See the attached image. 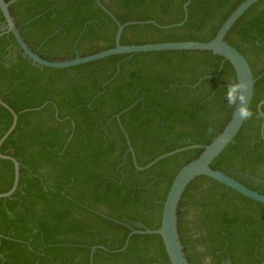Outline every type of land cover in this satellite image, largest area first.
<instances>
[{
	"label": "trees",
	"instance_id": "1",
	"mask_svg": "<svg viewBox=\"0 0 264 264\" xmlns=\"http://www.w3.org/2000/svg\"><path fill=\"white\" fill-rule=\"evenodd\" d=\"M10 1V0H6ZM245 0H100L124 29L122 45L209 42ZM10 11L34 52L66 61L115 47L117 23L97 0H19ZM5 19L0 11V35ZM225 40L257 79L244 125L213 161L264 194V0L253 4ZM230 62L208 51L115 55L54 69L24 57L12 33L0 36V98L18 116L1 153L20 164L19 185L0 199V264H171L161 236L163 204L178 172L198 158L191 149L138 171L120 122L144 167L165 153L208 145L235 104ZM264 113V104L261 106ZM13 122L0 104V139ZM14 163L0 158V193ZM178 231L190 264H264V204L206 176L186 189ZM93 249H95L93 251ZM208 259V261H207Z\"/></svg>",
	"mask_w": 264,
	"mask_h": 264
},
{
	"label": "water",
	"instance_id": "2",
	"mask_svg": "<svg viewBox=\"0 0 264 264\" xmlns=\"http://www.w3.org/2000/svg\"><path fill=\"white\" fill-rule=\"evenodd\" d=\"M19 0H0V11L5 19V26L3 27V33H12L17 44L22 50V54L24 57L28 58L32 63L37 64L40 67L54 68V69H65L70 68L86 63H90L93 61H97L100 59L108 58L110 56L115 55H125V54H138V53H146V52H162V51H208L212 52L214 55L223 57L224 60L230 62L233 66L237 82L243 85V94L246 97V103L242 106L246 110L247 114L250 109V105L254 95V87L256 78L254 77L252 68L248 63L247 59L233 46H231L226 40V36L234 24L243 16V14L256 2L259 0H245L242 2L226 19V21L222 24L220 29L218 30L214 39L209 42H198V41H181V42H165V43H155V44H144V45H122L120 43L122 33L124 29L128 26L135 24H144V23H153L159 26L157 23L153 21L149 22H128L125 24L119 23L115 17L109 12L107 8H105L100 0H97L98 5L108 13L117 23V32L115 35V47L111 49H107L92 55L84 56V57H76L71 60L66 61H49L42 58L36 52L32 50V48L27 44L25 39L23 38L20 29L18 28L15 18L13 17L10 7L15 4ZM191 0H187V2L183 6L184 10V19L181 23L173 24L170 26H159L160 28L168 29L173 27H180L186 23L188 20V5ZM0 35V36H1ZM0 104L7 108L13 115V122L9 130L1 137L0 139V158L5 160H10L14 163V182L11 189L5 193H0V199L11 197L18 188L19 179H20V164L19 162L10 155H4L1 153V147L4 141L8 138V136L13 132L16 128L18 116L17 114L0 98ZM264 102L259 104V112L262 117V124L260 128V134L262 139L264 140V113L261 110V106ZM241 105L238 102L235 104L232 116L229 122L226 124L222 132L208 145H190L187 147L179 148L174 151L165 153L160 155L152 162L148 163L144 167H141L137 164L135 152L131 146L130 140L128 138L127 133L125 132L119 116L118 121L122 131L125 134L127 139V144L129 146V151L132 153L133 161L135 167L138 171H144L149 169L158 161L173 156L179 152H183L191 149H202L201 154L195 160L188 163L184 166L174 178L170 189L168 191L167 197L163 204L161 225L159 229L150 230L146 229L143 231L133 230L130 235L126 239V243L123 249L126 248L131 235L133 234H157L161 236L166 253L170 259L171 264H190L185 251L184 246L181 243L180 234L178 231V210L179 205L182 200V197L188 188V186L199 176H206L215 181H218L225 186L235 190L241 195L250 198L256 202L264 204V194L255 191L244 184L240 183L233 177L227 175L226 173L215 170L211 168V164L213 161L226 149V147L232 143L240 130L242 129L244 122L247 118V115H242L240 111ZM95 249H93L94 251Z\"/></svg>",
	"mask_w": 264,
	"mask_h": 264
},
{
	"label": "clouds",
	"instance_id": "3",
	"mask_svg": "<svg viewBox=\"0 0 264 264\" xmlns=\"http://www.w3.org/2000/svg\"><path fill=\"white\" fill-rule=\"evenodd\" d=\"M224 94L227 97V100L230 104H237L238 102L241 105L240 111L242 115H247L246 110L242 106L246 103V97L243 94V85L239 82L231 83L226 89H224Z\"/></svg>",
	"mask_w": 264,
	"mask_h": 264
},
{
	"label": "flooded vegetation",
	"instance_id": "4",
	"mask_svg": "<svg viewBox=\"0 0 264 264\" xmlns=\"http://www.w3.org/2000/svg\"><path fill=\"white\" fill-rule=\"evenodd\" d=\"M207 261H208V259H207Z\"/></svg>",
	"mask_w": 264,
	"mask_h": 264
}]
</instances>
